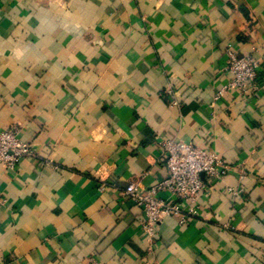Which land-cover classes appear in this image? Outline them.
<instances>
[{
  "label": "crops",
  "instance_id": "1",
  "mask_svg": "<svg viewBox=\"0 0 264 264\" xmlns=\"http://www.w3.org/2000/svg\"><path fill=\"white\" fill-rule=\"evenodd\" d=\"M228 52L258 88L214 100ZM9 128L34 158L0 164V264H264V0H0ZM170 140L229 169L151 240L124 190L168 176Z\"/></svg>",
  "mask_w": 264,
  "mask_h": 264
},
{
  "label": "built area",
  "instance_id": "2",
  "mask_svg": "<svg viewBox=\"0 0 264 264\" xmlns=\"http://www.w3.org/2000/svg\"><path fill=\"white\" fill-rule=\"evenodd\" d=\"M227 77L224 87L214 97L217 100L227 91L237 90L245 94L256 90L259 64L247 56L227 53V61L222 68ZM170 106L179 107L180 100L174 90L168 86L164 90ZM165 159L168 176L149 188L140 189L128 184L124 190L125 197L141 209L142 234L155 239L156 226L165 217H174L179 224H184L190 217L197 215L201 199L207 195L210 185L221 180L229 167L214 156L208 149L195 143H184L174 140L159 142ZM23 158H34L32 148L20 139L15 128L0 130V164L12 169ZM102 190L103 186H99ZM238 196L241 190L229 189ZM166 194V199L160 194ZM90 264H98L90 259Z\"/></svg>",
  "mask_w": 264,
  "mask_h": 264
}]
</instances>
